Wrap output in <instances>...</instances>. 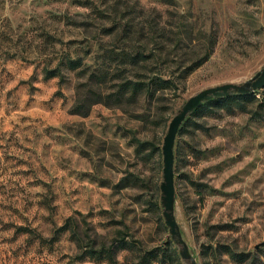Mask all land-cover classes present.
Returning a JSON list of instances; mask_svg holds the SVG:
<instances>
[{
	"label": "rangeland",
	"instance_id": "obj_1",
	"mask_svg": "<svg viewBox=\"0 0 264 264\" xmlns=\"http://www.w3.org/2000/svg\"><path fill=\"white\" fill-rule=\"evenodd\" d=\"M155 47L158 63L116 60L103 76L120 51ZM210 47L174 86L117 97V75L178 72ZM78 55L82 67L46 78ZM263 68L264 0H0V264H190L162 204L170 122ZM248 95L204 102L177 134L174 213L198 264H264V87ZM69 218L85 243L128 244L80 257L57 231Z\"/></svg>",
	"mask_w": 264,
	"mask_h": 264
},
{
	"label": "trees",
	"instance_id": "obj_2",
	"mask_svg": "<svg viewBox=\"0 0 264 264\" xmlns=\"http://www.w3.org/2000/svg\"><path fill=\"white\" fill-rule=\"evenodd\" d=\"M156 47L154 49H150V51H134V53H131L130 51L122 50L117 55L112 57L108 61V66L106 67L105 71H103V76L108 75V72L110 71L111 64L118 60L121 64L124 62H127L133 66H138L142 62H149L151 60H154V62L158 61L159 56L156 54ZM213 49L210 47L206 50V53L194 59L189 65H187L184 69H180L178 72H168V73H152L145 74V77H143L140 74H136L135 77H120L121 75H117V77L121 78V81L118 85L117 90V97L120 98L121 96H124L126 94V90L128 88L133 89L132 97L139 94V92H142L145 90L146 92L153 93L157 91L158 88H165L166 86H174L176 84V81L182 80L185 77H187L193 70L200 67L202 64H204L210 57ZM170 50L166 53L165 59L166 62L169 61V57L171 56ZM84 58L80 55L76 57L71 56H64L60 59L59 63L54 68H45L46 78L55 77L60 74L61 68L63 65H67L68 68L71 69H78L83 66ZM118 62V63H119ZM158 63V62H156ZM180 67H182L181 62H176ZM95 76V75H94ZM123 78V79H122ZM254 95H248V94H240L232 96L231 94L226 97H215L211 99L209 102L217 105L219 107H226L228 108L233 100L237 99H246L249 100ZM95 102H100L95 101ZM75 113L78 114H87L86 112L81 111L80 109H75ZM74 221L73 218H69L64 225H62L60 228H58L57 231H67L71 230L73 232V235L76 237L79 246L82 248H85L83 251V255L80 257H83L85 255L95 256L97 258H108L113 260L116 252L119 249H123L127 246V241H125V238L121 239L120 241H113L111 244H107L105 242H102L99 247H96V242L90 240L88 243L84 242V238L81 236V233L77 229L76 226H69V223Z\"/></svg>",
	"mask_w": 264,
	"mask_h": 264
},
{
	"label": "water",
	"instance_id": "obj_3",
	"mask_svg": "<svg viewBox=\"0 0 264 264\" xmlns=\"http://www.w3.org/2000/svg\"><path fill=\"white\" fill-rule=\"evenodd\" d=\"M264 87V68L260 70L254 77L250 78L242 84L224 83L221 85L206 88L196 95L190 97L180 111L171 120L168 132L164 139L163 155H164V180L161 184L162 204L164 206V216L166 224L170 228V233L174 241L179 244L181 256L183 259L190 261V264H198L197 260L191 253L188 244L184 240L180 227L175 217L176 189H175V153L174 147L179 129L186 117L201 107L204 102L215 97H226L232 93L249 94L255 90Z\"/></svg>",
	"mask_w": 264,
	"mask_h": 264
}]
</instances>
